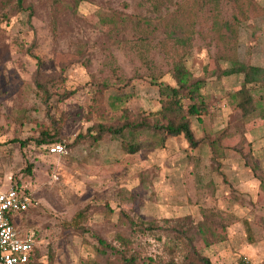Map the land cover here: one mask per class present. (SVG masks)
I'll return each mask as SVG.
<instances>
[{"label": "rangeland", "instance_id": "1", "mask_svg": "<svg viewBox=\"0 0 264 264\" xmlns=\"http://www.w3.org/2000/svg\"><path fill=\"white\" fill-rule=\"evenodd\" d=\"M6 1L13 5L6 7ZM62 1L25 0L17 6V0H0V13L11 11L10 21L0 22V176H11L13 185L32 199L14 224L34 233L39 262L48 264L51 252L53 264H81L94 258L95 235L119 246L118 234L133 240L131 251L142 263L167 257L162 241L119 224V213L125 212L163 229L164 220L173 225L184 217L191 223L209 219L218 225L217 239L211 246L201 238L195 242L214 264H242L244 259L264 264V117L243 119L229 104L242 77L210 74L218 51L208 29L210 15L198 10L202 0H173L162 17L144 0H82L76 13L61 12L55 25L54 11ZM239 1L245 13L237 27L235 56L264 67V0ZM220 8L225 20L240 14L231 3ZM114 13L131 22L110 28L103 19ZM175 23L185 34L193 25L200 31L192 33L187 48L168 41ZM178 59L206 81L209 113L191 119L200 141L195 149L183 137L134 154L123 152L110 137L92 142L88 127L117 122L124 109L158 111L159 88L176 85L171 68ZM39 69L54 82L66 78L63 85L56 83L52 106L59 94L73 92L50 111L67 115L61 133L68 146L60 154H50L47 145L35 141L51 123L33 78ZM101 82L108 84L106 112L103 118H89ZM261 90L254 97L264 106ZM221 132L224 158L211 147ZM82 210L86 233L67 226ZM110 264H120L117 255H110Z\"/></svg>", "mask_w": 264, "mask_h": 264}, {"label": "trees", "instance_id": "2", "mask_svg": "<svg viewBox=\"0 0 264 264\" xmlns=\"http://www.w3.org/2000/svg\"><path fill=\"white\" fill-rule=\"evenodd\" d=\"M13 2V1H11ZM10 1H6V7L12 6ZM25 0H17V6L24 4ZM82 0H63L58 9L54 11V23L57 25L61 12L76 13ZM15 3V4H16ZM145 4L151 6L153 13L162 17L163 10H169L173 0H144ZM224 3H231L238 8L240 14H234L231 19L225 20L221 15V8ZM4 10V9H3ZM200 11H208L209 19H211L210 27L208 28L212 34V42H215L217 47V56L214 61V69L210 74L216 77L237 76L242 77L240 86L231 95L229 104L234 107L241 118L246 119L252 116L260 115L264 117L263 101H257L255 94L264 89V67L252 65L247 62L240 61L236 56L235 41L237 39V27L241 22L245 12L242 10L239 0H202ZM236 10V9H235ZM11 11H2L0 13V22L10 21ZM104 23L112 29L118 26L126 27L131 22L129 16L122 13H114L110 19H103ZM151 26V24H150ZM176 28L168 32V41L176 47L187 48L195 31L194 25L191 34H185L180 29L181 26L175 23ZM215 40V41H214ZM224 65H223V64ZM171 75L175 80V86L162 85L159 88L161 96V107L154 113H146L139 111L134 114L129 109H124L122 117L114 123L97 122L87 131L92 142L98 143L104 137H110L119 142L123 152L134 154L143 148H165L168 145L169 139L183 137L189 144L191 149H195L199 140L196 139L195 132L192 128V117L201 120L202 116L209 113L207 97L203 93L206 87V81L203 78H198L185 65L183 60L178 59L172 63ZM37 89L42 94L43 104L47 108L48 116H50V125L44 127L40 131V136L35 139L38 145H47L50 152V147L56 144L68 146V142L62 135V126L67 118L64 112L50 115L52 108L58 109V105L71 97L73 92L59 94L58 104L51 105L50 101L56 93L57 84L63 85L66 81L64 75L56 82L53 79H46L42 71L39 69L33 77ZM107 83H99L96 85L92 97V104L88 107L89 118L96 116L103 118L106 112V91ZM260 90V91H259ZM225 134L221 132L219 136L211 143L212 151L219 157H225V149L219 145L224 140ZM77 142V140L75 141ZM24 144V142H21ZM50 154H52L50 152ZM18 189H21L16 185ZM25 191V190H24ZM27 193V191H25ZM28 194V193H27ZM85 210L78 212L74 218L68 223L70 228H77L79 231L86 233ZM119 224L128 226L134 234L140 232L143 236H154L155 239L162 241L163 247L168 251V256L155 257L142 263L139 257L131 251L133 240L125 235L118 234L116 240L120 242L117 246L113 243L106 242L98 235L94 236L97 241L94 247V258L91 260H82L81 264H110V255H117L120 264H214L208 256H205L202 251L196 246L197 238H201L206 246H211L212 240L217 239L218 225L209 219H204L199 223H191L190 218L184 217L173 225L170 221L164 220V229L161 228L158 222L145 223L130 217L127 213H119ZM247 226V224H246ZM249 229V226L246 227ZM161 232V233H159ZM165 236V237H164ZM165 250V251H166ZM166 251V253H167ZM178 255V256H175ZM39 252L34 247L30 254L29 261L26 264H42L39 262ZM54 253L48 254V264H53ZM245 259L242 264H244Z\"/></svg>", "mask_w": 264, "mask_h": 264}, {"label": "built area", "instance_id": "3", "mask_svg": "<svg viewBox=\"0 0 264 264\" xmlns=\"http://www.w3.org/2000/svg\"><path fill=\"white\" fill-rule=\"evenodd\" d=\"M64 151L61 144L50 147L52 154ZM32 199L13 185L11 176H0V264H26L35 247L34 233H24L14 224V217L26 211ZM244 264H254L245 259Z\"/></svg>", "mask_w": 264, "mask_h": 264}, {"label": "crops", "instance_id": "4", "mask_svg": "<svg viewBox=\"0 0 264 264\" xmlns=\"http://www.w3.org/2000/svg\"><path fill=\"white\" fill-rule=\"evenodd\" d=\"M263 256H264V252H262Z\"/></svg>", "mask_w": 264, "mask_h": 264}]
</instances>
